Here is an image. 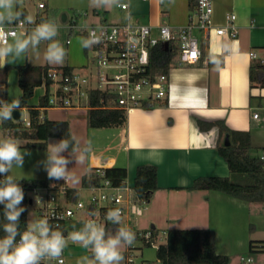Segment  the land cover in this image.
Wrapping results in <instances>:
<instances>
[{
  "label": "crops",
  "instance_id": "1",
  "mask_svg": "<svg viewBox=\"0 0 264 264\" xmlns=\"http://www.w3.org/2000/svg\"><path fill=\"white\" fill-rule=\"evenodd\" d=\"M40 3L44 4V9L38 8ZM122 3L127 4L126 10L96 8L90 5V0H37L32 6L21 0L19 9L25 15L35 19L41 16L56 24L57 19L65 16V20L74 17L82 26L129 22L153 29L161 25L182 27L190 16L187 0L172 3L169 0L163 3L161 0H122ZM228 14L234 15L236 37L219 36L214 31L194 32L204 54L192 64L181 63L175 57L167 73V96L162 103L128 111L130 116L121 127L90 128L91 135L98 132L99 138L91 144L87 168L88 171L124 168L125 183L132 187L138 165L156 166L158 189L147 205L149 223L155 222L154 217L159 213L165 230L209 229L214 234L216 254L227 256L230 263L236 257L250 259V262L240 260L242 263L264 264V253L248 252L250 241H264L263 207L218 191L187 189L197 177L229 176L226 163L216 151L218 144H224V138H219L218 126L207 128V124L219 122L231 131L248 132L252 154L258 155L264 150V86H258L249 78L251 67H259L257 61L249 57V52L254 51L258 58L264 59V0H212L213 28L224 26ZM74 36L82 37L69 36L66 46ZM81 61V58L78 61L69 57L64 64L52 65L39 51L38 56L30 52L27 58L5 64L1 69L13 70L17 79L16 66L48 64L54 69L66 65L80 70L84 66ZM73 65L80 66L74 68ZM35 105H26L27 111ZM254 113L257 119L252 118ZM3 135L8 134L3 132ZM24 148L32 155L25 157L22 169L14 167L11 174L25 181L47 180L46 171L38 165V161L46 159V149ZM87 175L88 172H83L80 184L71 187L79 188ZM157 201L160 204H154L160 206L150 209L152 202ZM134 216L123 218L121 226H127L134 233L145 230V224L139 221L134 223L136 229L131 226ZM153 224L150 228L155 230ZM129 247L122 249V264H126L125 252ZM66 264H76V261L68 259Z\"/></svg>",
  "mask_w": 264,
  "mask_h": 264
},
{
  "label": "built area",
  "instance_id": "2",
  "mask_svg": "<svg viewBox=\"0 0 264 264\" xmlns=\"http://www.w3.org/2000/svg\"><path fill=\"white\" fill-rule=\"evenodd\" d=\"M122 4L124 7L120 8L126 10L127 4ZM38 8L44 9V4H38ZM211 16L212 0H196L195 10L189 16L188 23L177 28L161 25L153 29L149 25L129 22L82 26L74 17L57 24L58 29L73 35L86 37L92 29H96L99 34L101 28L104 35L102 43L87 49L88 64L80 70L73 69L69 73L48 70L47 76L55 90L48 97L47 107L80 108V99L84 98L88 110H120L126 113L135 108H150L162 103L167 96V74L152 73L149 70L150 50L157 45L173 43L178 47L177 57L181 63L197 62L201 49L194 32L209 34L214 31L216 35L228 38H235L237 35L233 14L226 15V24L216 28L212 26ZM42 20L46 19L38 16L35 22L39 24ZM34 26L26 25V28L30 30ZM249 57L256 60L264 72V59L258 58L254 51L249 52ZM93 94L99 96L96 106L89 104ZM257 117L256 113L252 114L253 119ZM22 123L26 128L30 126L29 120ZM257 156L264 170V150ZM87 177L88 181L77 189L71 187L68 180L62 179H47L44 185L26 189L27 204L35 201L38 205L36 220L47 218L52 225L58 224L67 238L71 232L83 226V221L89 218V211L95 210L98 213L95 219L106 228L111 224L105 219L109 209L119 208L122 221L123 218L139 214L138 206L143 203L133 200L132 187L126 183L124 186L112 185L104 168L92 169ZM135 234L141 242H148L152 237L149 231H138ZM73 245L77 244L68 240L66 247ZM133 249L131 246L126 249V264H134ZM240 260L250 262L249 258ZM42 264H66L64 249L58 259L43 261Z\"/></svg>",
  "mask_w": 264,
  "mask_h": 264
},
{
  "label": "clouds",
  "instance_id": "3",
  "mask_svg": "<svg viewBox=\"0 0 264 264\" xmlns=\"http://www.w3.org/2000/svg\"><path fill=\"white\" fill-rule=\"evenodd\" d=\"M20 3L21 0H0V68L27 58L30 52L38 56L39 46L45 42L44 60L52 65L62 64L66 50L56 39L58 25L52 20H42L36 24L32 15H25L19 10ZM90 5L105 9L124 7L122 0H90ZM26 25L35 26L28 30ZM103 35L102 28L99 34L96 29L89 30L86 37L80 38V46L91 49L103 42ZM4 90V85H0V91ZM21 106L20 98H13L10 102L0 99V123L13 120V112L20 111ZM90 150L91 142L81 145L75 135L69 134L68 138L48 143L46 159L38 161V165L43 166L49 180L75 179L68 165L73 160L76 164H83ZM31 155L32 152L22 149L15 137L0 138V175H3V179H0V204L4 205L6 221L3 224L5 235L0 238V264H42L43 261L56 260L68 240L91 253L79 257L76 264H122V249L134 243L136 234L127 226H121L119 208L109 209L105 214L106 221L118 226L115 232L108 231L104 224L97 222L95 217L98 213L95 210L89 211V218L83 221V226L71 232L67 238L59 225H52L47 218L29 220L25 230L20 231V217L26 211L21 206L25 194L19 183L21 179L11 173L14 167L22 169L25 157Z\"/></svg>",
  "mask_w": 264,
  "mask_h": 264
},
{
  "label": "trees",
  "instance_id": "4",
  "mask_svg": "<svg viewBox=\"0 0 264 264\" xmlns=\"http://www.w3.org/2000/svg\"><path fill=\"white\" fill-rule=\"evenodd\" d=\"M189 15L195 10L196 0H187ZM21 10V9H19ZM23 11V10H21ZM25 14V12L23 11ZM71 32L65 33V41L72 36ZM178 47L173 43L166 46L157 45L150 50L149 70L152 73L167 74L177 57ZM201 54H204L201 51ZM208 56V54L206 53ZM17 71V82L20 89L18 98L22 106L32 96L35 88L43 86L44 93L39 97L38 103L28 109V120L30 126L22 127L19 120H9L1 123L0 129L15 138L31 140L25 147L46 149V141L50 138L58 140L69 137L67 123L64 121H50L45 118V111L48 109L47 100L49 89L52 85L47 73L52 67L21 65L14 67ZM63 73H69L73 69L63 65L53 67ZM260 67L253 66L249 72L251 82H257L260 87L264 86V72ZM98 95H91L89 104L96 106ZM43 114V116H42ZM125 123V113L120 110L89 109L87 112V125L89 128H118ZM218 126L219 138L228 136L229 144L225 146L220 143L216 147L217 154L226 163L229 176H201L195 178L187 189L189 190H210L218 191L230 197L245 201L251 205H259L264 208V170L258 156L252 154L248 132H237L227 129L222 123L216 122L207 124V128ZM200 128L203 126L200 124ZM105 175L114 186H124L126 181V170L124 168H104ZM88 177H83L82 184H85ZM3 179V175H0ZM92 179V178H91ZM45 181L20 180V186L24 191L22 202L26 211L20 217L19 228L24 231L27 213L26 189L45 184ZM96 181V180H95ZM132 198L139 203H148L157 186V167L154 165H138L135 169ZM4 205L0 204V238H3V224L6 223L3 216ZM118 226L110 224L107 230L115 232ZM154 229L149 230L152 237L148 242L142 241L143 246H151L157 236ZM19 237H17V240ZM249 253H264V241H250ZM89 254H91L89 252ZM142 264H230V259L224 255H218L214 248V234L209 229H171L166 231L163 243L155 249V260L142 262Z\"/></svg>",
  "mask_w": 264,
  "mask_h": 264
},
{
  "label": "rangeland",
  "instance_id": "5",
  "mask_svg": "<svg viewBox=\"0 0 264 264\" xmlns=\"http://www.w3.org/2000/svg\"><path fill=\"white\" fill-rule=\"evenodd\" d=\"M27 2L28 4L32 6V4L36 5L37 0H26V3ZM57 21H58L57 22L58 24L61 23L60 19H57ZM65 38H66L65 31L62 29H59L58 36L56 37V39L63 45V47L66 50V56H65L64 62L69 57L72 58L73 60H78V61L81 58L82 59L81 64H83L84 66L87 65L88 64L87 51L85 52L79 43V40L81 37L74 36L70 41L71 44L68 46L65 45ZM45 48H46V42L42 43L39 46L40 53H43ZM64 62L62 64H64ZM41 64L43 65L45 64V62ZM58 65H61V64H58ZM80 65H73V66L74 68H78ZM0 83L3 84L5 87L4 91H0V99L10 102L13 98H18L20 89L17 85L16 74L13 70L6 71L0 68ZM54 90H55V86L52 85L49 89V96L53 94ZM43 93H44L43 86L35 88L32 96L28 99L26 105L27 106L35 105L37 102L38 96L42 95ZM79 107L80 108H63V109L48 108V110L45 113V118L50 121L66 122L68 126L69 134L75 135L80 140L81 145H85L88 142H91V144L96 143L99 138V133L97 132L94 135H91V129L87 125L88 105L84 98L80 99ZM128 116H130V112L125 113V119ZM26 120H28V111H27V108L25 107L24 109H20L19 122L22 127H24V124L22 122ZM6 136L8 135L4 136L3 131H1L0 129V138L6 137ZM16 139L20 141L22 147H25L26 142H31V140H25L22 138H16ZM55 141H59V140L57 138L49 139L47 142V146H48V143L55 142ZM47 146H46V150H47ZM64 155L67 156V153H64ZM90 155H91V151L88 153L87 159L85 160L83 164H79V163L76 164L75 160H73L72 163L68 165V168L71 170V173L73 174L75 178V179H71V178L68 179L70 186L77 187L80 184L81 177L83 176V172L84 174H86L87 172L88 174L90 173V171H88L89 168H87V162H88V158L90 157ZM154 203H158V201L152 202L150 209H152L153 206L160 204V203L158 204H154ZM147 205L148 203H143L138 206V210L140 214H136L132 218L131 226L136 229V226L134 225V223L138 221L142 222L145 224V230H139V229L137 230L145 232V231H149L151 224L154 223L153 225L155 226V232L157 236L155 238L154 243L151 246H143L141 241L138 238H135V241L132 244L134 247V249L132 250V254L134 256V264L140 263L142 261L143 262L154 261L155 260V249L158 244L163 243L164 241L165 234H162V232L165 229H163L164 227L161 226L160 224L162 221V217L159 216V213H158L154 217L155 222L149 223V221L146 218L148 217ZM37 208H38V205L35 203V201H33L32 204H28L27 213H26L27 223L29 222V220H36ZM165 231H168V230L166 229ZM64 253H65L66 260L73 259L75 261L83 255H91L89 254V251L87 249L82 248L79 244L65 247ZM230 264H246V263H242L240 259L238 260L235 257L232 259V262Z\"/></svg>",
  "mask_w": 264,
  "mask_h": 264
},
{
  "label": "water",
  "instance_id": "6",
  "mask_svg": "<svg viewBox=\"0 0 264 264\" xmlns=\"http://www.w3.org/2000/svg\"><path fill=\"white\" fill-rule=\"evenodd\" d=\"M65 16H63V18L61 19V23H64L66 20H65ZM20 119V111L16 110L13 112V120L14 121H18ZM229 144V141H228V136L226 135L224 137V145L227 146ZM30 203V201H29Z\"/></svg>",
  "mask_w": 264,
  "mask_h": 264
}]
</instances>
